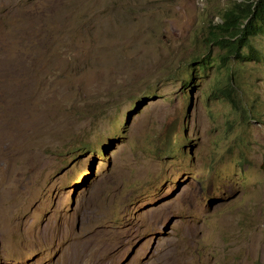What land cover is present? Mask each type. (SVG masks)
<instances>
[{
  "label": "rangeland",
  "instance_id": "374dc122",
  "mask_svg": "<svg viewBox=\"0 0 264 264\" xmlns=\"http://www.w3.org/2000/svg\"><path fill=\"white\" fill-rule=\"evenodd\" d=\"M233 1L0 0V264H264V35L213 66Z\"/></svg>",
  "mask_w": 264,
  "mask_h": 264
},
{
  "label": "trees",
  "instance_id": "16d2710c",
  "mask_svg": "<svg viewBox=\"0 0 264 264\" xmlns=\"http://www.w3.org/2000/svg\"><path fill=\"white\" fill-rule=\"evenodd\" d=\"M217 29L220 33L213 42L220 50L224 49L225 54L220 56V63H214V70L224 68L231 59L244 58V54H241L243 48L246 49V55L255 54L251 39L264 34V0H234L222 12ZM203 68L202 65L201 69ZM229 70L225 87L217 89L223 92L225 97L234 93L232 83L234 71Z\"/></svg>",
  "mask_w": 264,
  "mask_h": 264
},
{
  "label": "bare ground",
  "instance_id": "6f19581e",
  "mask_svg": "<svg viewBox=\"0 0 264 264\" xmlns=\"http://www.w3.org/2000/svg\"><path fill=\"white\" fill-rule=\"evenodd\" d=\"M58 64V63H57ZM61 66V65H60ZM37 116V115H36ZM38 117V116H37ZM34 118V117H33ZM38 121V120H37ZM240 121V120H239ZM35 128V127H34ZM31 130V129H30ZM69 232H70V230H68V232H67V234H69ZM37 234H38V231H37ZM35 235L33 238L34 239H36L37 241H39L40 243H42L43 245H45V246H48V245H50L51 244V237L50 236H48V233L47 232H44L41 236H38V235ZM90 239L92 238V236L91 237H89ZM94 238V237H93ZM92 238V239H93ZM96 238V237H95ZM94 238V239H95ZM84 239V238H83ZM82 240V239H81ZM85 240V239H84ZM109 240V239H108ZM85 241H89V239L87 240H85ZM92 241V240H91ZM90 243V242H89ZM92 243V242H91ZM77 245V244H76ZM112 245V244H111ZM77 246H79V245H77ZM83 246H85V245H83ZM75 248H77V247H75ZM69 249V248H68ZM80 250H78V251H71L72 253H70L71 255V257L73 258V260H74V263L73 264H93L92 263V260H93V258H92V260H91V255H92V253H91V249H90V253L91 254H89V252H87L88 251V249H87V247H82V248H79ZM108 249V248H107ZM74 250H77V249H74ZM110 250V249H109ZM94 257V256H93ZM94 261V260H93Z\"/></svg>",
  "mask_w": 264,
  "mask_h": 264
},
{
  "label": "clouds",
  "instance_id": "9594fccd",
  "mask_svg": "<svg viewBox=\"0 0 264 264\" xmlns=\"http://www.w3.org/2000/svg\"><path fill=\"white\" fill-rule=\"evenodd\" d=\"M262 35H264V34H262ZM262 35H260V36H262ZM256 37H257V36H256ZM253 38H254V37H253ZM253 38H252V39H253ZM213 66H214V64H213Z\"/></svg>",
  "mask_w": 264,
  "mask_h": 264
}]
</instances>
